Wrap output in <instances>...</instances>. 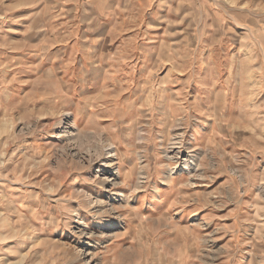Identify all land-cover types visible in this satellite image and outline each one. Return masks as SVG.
Returning <instances> with one entry per match:
<instances>
[{
	"label": "rangeland",
	"instance_id": "1",
	"mask_svg": "<svg viewBox=\"0 0 264 264\" xmlns=\"http://www.w3.org/2000/svg\"><path fill=\"white\" fill-rule=\"evenodd\" d=\"M0 264H264V0H0Z\"/></svg>",
	"mask_w": 264,
	"mask_h": 264
},
{
	"label": "bare ground",
	"instance_id": "2",
	"mask_svg": "<svg viewBox=\"0 0 264 264\" xmlns=\"http://www.w3.org/2000/svg\"><path fill=\"white\" fill-rule=\"evenodd\" d=\"M67 114V113H66ZM68 115H70L69 113H68ZM139 139H141V140H143V139H145V135H144V133L142 132V133H140L139 134ZM210 142H212V141H214L213 139H210L209 140ZM114 144H112V143H108V144H106V145H104V146H102V151H103V154H104V157H106L104 160H105V162H107L108 164H113V161L115 160L113 157H116V155H117V153L116 152H114L113 153V150H114ZM139 155H141V152H139ZM171 156V155H170ZM141 157H142V155H141ZM145 167L146 166H142L141 167V169H145ZM172 170V169H171ZM142 171V170H141ZM145 171V170H144ZM166 174V173H165ZM170 176L171 175H166V181L167 180H169V178H170ZM164 179V180H165ZM137 188H140V185H138L137 184V187H135L134 188V190L135 189H137ZM137 191V190H136ZM89 195V194H88ZM124 196V195H123ZM130 194L129 195H125L124 196V198L125 199H127V200H129V198H130ZM91 201V200H90ZM100 204V203H99Z\"/></svg>",
	"mask_w": 264,
	"mask_h": 264
}]
</instances>
